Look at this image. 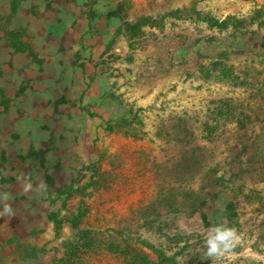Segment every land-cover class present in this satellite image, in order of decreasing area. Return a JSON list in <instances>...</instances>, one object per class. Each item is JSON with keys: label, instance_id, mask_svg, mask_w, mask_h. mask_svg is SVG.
<instances>
[{"label": "rangeland", "instance_id": "rangeland-1", "mask_svg": "<svg viewBox=\"0 0 264 264\" xmlns=\"http://www.w3.org/2000/svg\"><path fill=\"white\" fill-rule=\"evenodd\" d=\"M133 6L116 5L110 122L82 151L76 188L38 203L58 219L49 241L14 252L52 264H264V0ZM218 224L239 240L210 261Z\"/></svg>", "mask_w": 264, "mask_h": 264}, {"label": "crops", "instance_id": "crops-1", "mask_svg": "<svg viewBox=\"0 0 264 264\" xmlns=\"http://www.w3.org/2000/svg\"><path fill=\"white\" fill-rule=\"evenodd\" d=\"M121 1L0 0V259L6 264L24 257L14 251L39 250L49 241L51 216L38 203L76 188L77 162L88 158L80 155L92 150L109 120L103 78ZM130 1L139 9L148 0ZM43 154H54L53 163ZM23 259L52 264L49 255Z\"/></svg>", "mask_w": 264, "mask_h": 264}, {"label": "clouds", "instance_id": "clouds-1", "mask_svg": "<svg viewBox=\"0 0 264 264\" xmlns=\"http://www.w3.org/2000/svg\"><path fill=\"white\" fill-rule=\"evenodd\" d=\"M9 210V206L5 205V211ZM238 240L239 236L234 227L223 224L214 226L210 229L204 242L207 258L211 261L223 257L236 246Z\"/></svg>", "mask_w": 264, "mask_h": 264}, {"label": "trees", "instance_id": "trees-1", "mask_svg": "<svg viewBox=\"0 0 264 264\" xmlns=\"http://www.w3.org/2000/svg\"><path fill=\"white\" fill-rule=\"evenodd\" d=\"M130 25V24H129ZM109 122H110V119L107 121V123H106V126H108V124H109ZM51 217L54 219V221H55V224H58V219L55 217V214H51ZM58 227V226H57Z\"/></svg>", "mask_w": 264, "mask_h": 264}]
</instances>
